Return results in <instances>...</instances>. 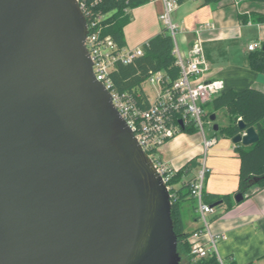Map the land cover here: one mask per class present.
Wrapping results in <instances>:
<instances>
[{"label":"water","instance_id":"95a60500","mask_svg":"<svg viewBox=\"0 0 264 264\" xmlns=\"http://www.w3.org/2000/svg\"><path fill=\"white\" fill-rule=\"evenodd\" d=\"M88 33L78 0H0V264H182L170 190Z\"/></svg>","mask_w":264,"mask_h":264},{"label":"crops","instance_id":"0c3cea01","mask_svg":"<svg viewBox=\"0 0 264 264\" xmlns=\"http://www.w3.org/2000/svg\"><path fill=\"white\" fill-rule=\"evenodd\" d=\"M164 10L163 0L150 1L130 9L131 21L124 28L125 49L143 46L162 31L165 28L161 19ZM258 15H264V2L222 0L203 5L202 0H185L173 12L178 28L180 24L178 34L181 45L177 37L176 41L182 52L188 55L198 36L196 29L204 25L200 37L211 67L209 76L223 79L226 90L254 87L264 91V71L252 67L248 60L252 52L248 50L251 42H262L264 48V22L256 20ZM177 136L161 148L160 154L172 167L179 169L186 165L183 158L170 156L168 152L190 136ZM217 143L213 152L223 155L213 156L212 166L216 169L210 177L209 189L205 184L204 190L230 195L236 193L239 187L241 160L234 142L231 146L229 141L220 142L218 138ZM194 146H201L204 150L203 137ZM209 215L210 230L214 234L225 235L217 241L221 257L231 255L237 264H264V187L252 188L249 195L230 208L226 203L215 206L214 212ZM198 226L201 225H195L190 231Z\"/></svg>","mask_w":264,"mask_h":264},{"label":"built area","instance_id":"2783aa9c","mask_svg":"<svg viewBox=\"0 0 264 264\" xmlns=\"http://www.w3.org/2000/svg\"><path fill=\"white\" fill-rule=\"evenodd\" d=\"M104 0H78L80 7L88 22V36L86 46L93 61V70L98 80L102 81L112 93L114 105L126 119L133 130L142 149L153 161L157 171L167 184L170 194L171 187L168 184L174 172L178 169L165 161L160 154L161 148L175 138L181 131L182 121L184 127L195 126L203 137L205 153L218 142V136H208L205 131V119L207 117L206 103L220 95L225 90V81L221 78L211 77L210 63L206 57L200 37L204 25L196 29L198 35L192 44L189 54L185 55L180 49L176 36L178 25L173 22L171 14L179 7V0H163L165 4L161 19L166 24L168 31L175 40V55L180 67V76L172 84L166 85L163 71L152 73L146 81H150L156 88L155 96L145 94L135 98L132 94H121L113 90L110 73L117 61L131 62L136 56L144 53V46L133 49H120L112 36L101 38L98 28L106 18L104 14L96 10ZM155 1V0H151ZM129 4V0L126 1ZM130 8L127 9L129 12ZM210 26L211 24H207ZM263 47L262 42H251L249 51H256ZM211 118H209L210 122ZM212 121V120H211ZM213 122V121H212ZM214 129V125H213ZM206 172L203 168L192 182V195L197 200L199 220L202 228L196 230L190 237L191 256L194 260L207 257L215 251L220 264H226L218 253L217 241L224 238L223 234H214L210 230L208 215L214 212V207L204 201L203 193L206 184Z\"/></svg>","mask_w":264,"mask_h":264},{"label":"trees","instance_id":"16d2710c","mask_svg":"<svg viewBox=\"0 0 264 264\" xmlns=\"http://www.w3.org/2000/svg\"><path fill=\"white\" fill-rule=\"evenodd\" d=\"M104 0L102 4L96 7L97 11L107 14V18L100 23L98 28L101 38L112 36L119 48H125L126 41L124 28L131 21V13L128 8L133 9L151 0ZM185 0H179L180 3ZM222 0H202V4H216ZM264 2V0H256ZM257 21L264 22V15H258ZM144 53L136 56L131 62L123 63L117 61L114 69L110 73L113 83V90L124 94H132L135 98L138 95L145 94L141 87L148 77L155 72L163 71L165 74L166 85H172L180 76V67L177 64L175 55V40L173 35L165 27L160 33L149 39L144 45ZM249 64L259 70L264 71V48L252 51L248 57ZM210 110L206 118H211L217 110L225 109V115L229 119V124L219 126V130L214 134L218 136L233 139L244 131L239 127V120H243L246 128L254 127L258 132L257 142L245 146L241 143L235 144V150L238 153L241 166L239 175L238 193L244 197L249 195L252 188L258 186L264 187V91L247 87L245 89H225L220 95L208 101L205 105ZM199 131L195 126H187L181 132L194 133ZM191 172L186 164L174 172L169 180L171 187L172 217L174 229L178 236V250L181 255L186 257V264H220L215 251H212L207 257L194 260L191 256L190 237L196 231L202 228L187 230L183 219V202L195 199L192 195V182L194 177L186 178ZM258 179V181H256ZM204 201L214 208L220 204L226 203L228 208L232 203L230 195H218L207 192L203 193ZM196 200V199H195ZM198 209V205L194 206ZM199 220V215L194 217ZM228 255L227 264H237L236 260ZM251 264V263H250Z\"/></svg>","mask_w":264,"mask_h":264},{"label":"rangeland","instance_id":"374dc122","mask_svg":"<svg viewBox=\"0 0 264 264\" xmlns=\"http://www.w3.org/2000/svg\"><path fill=\"white\" fill-rule=\"evenodd\" d=\"M172 20L174 22V16L173 13L171 14ZM164 26L166 27V24L162 20ZM175 23V22H174ZM167 28V27H166ZM180 30V24L178 31ZM177 40L179 45H181L180 42V35L177 33ZM147 93H149L152 97L155 96L156 93V88L154 87V84H152L150 81H145L142 86H141ZM206 110H210L208 107H206ZM217 118L215 122H212L209 118L205 119V131L207 135L210 137L214 134V129L213 125L217 123L220 126H224L229 124V119L225 115L224 109L217 110L216 112ZM190 136L188 139L185 141H181L176 145V147H173V149L169 150L168 154L170 156H176L179 155L180 158H183L182 161L184 160L185 164H187L191 172L189 175L186 176V178H192L198 175V173L205 168L207 170L206 174V188L209 189L210 185V177L216 169L215 167L213 168L212 166V158L213 156H218L222 157L223 154L215 153L213 152L214 146L218 145L216 143L214 146H212L206 153L205 151L199 146L195 147V142H199L202 139L201 132L197 131L194 133H188V132H180L177 136V138H180L181 136ZM218 138L221 141L227 140L233 145V142L231 141L232 139L222 137L220 134L218 135ZM221 144V143H219ZM194 147V148H193ZM218 171V170H217ZM238 177H239V172H238ZM236 193L230 194V200L232 204H236V199H235ZM197 205V200L195 199H190L188 201L183 202V219L185 222V225L187 229H192L195 225H202V222L200 220L195 221L194 217L196 215H199L198 211L194 209V206ZM210 218V215H208V219ZM226 264L228 262L227 258H224ZM186 257L182 255V264H186Z\"/></svg>","mask_w":264,"mask_h":264}]
</instances>
